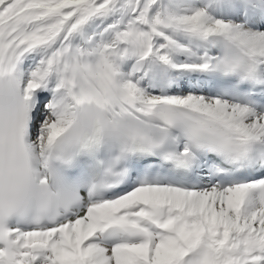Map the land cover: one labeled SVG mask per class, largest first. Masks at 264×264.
I'll return each instance as SVG.
<instances>
[{
	"label": "snow or ice",
	"instance_id": "snow-or-ice-1",
	"mask_svg": "<svg viewBox=\"0 0 264 264\" xmlns=\"http://www.w3.org/2000/svg\"><path fill=\"white\" fill-rule=\"evenodd\" d=\"M0 264H264V0H0Z\"/></svg>",
	"mask_w": 264,
	"mask_h": 264
}]
</instances>
